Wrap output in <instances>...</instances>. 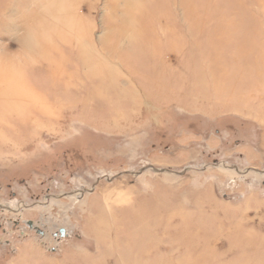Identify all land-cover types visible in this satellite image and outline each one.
<instances>
[{
	"label": "rangeland",
	"instance_id": "rangeland-1",
	"mask_svg": "<svg viewBox=\"0 0 264 264\" xmlns=\"http://www.w3.org/2000/svg\"><path fill=\"white\" fill-rule=\"evenodd\" d=\"M0 264H264V0H0Z\"/></svg>",
	"mask_w": 264,
	"mask_h": 264
},
{
	"label": "water",
	"instance_id": "water-1",
	"mask_svg": "<svg viewBox=\"0 0 264 264\" xmlns=\"http://www.w3.org/2000/svg\"><path fill=\"white\" fill-rule=\"evenodd\" d=\"M27 226L29 228H32L33 229V227H34L33 222H28L27 223ZM34 229H35V231H36V233L38 235H40V236H44L45 235V232H43L41 229H39L37 227L34 228ZM58 237L60 239H66V238H68V234H67L66 230L65 229H61L58 234H55V238H58Z\"/></svg>",
	"mask_w": 264,
	"mask_h": 264
},
{
	"label": "bare ground",
	"instance_id": "bare-ground-1",
	"mask_svg": "<svg viewBox=\"0 0 264 264\" xmlns=\"http://www.w3.org/2000/svg\"><path fill=\"white\" fill-rule=\"evenodd\" d=\"M34 228H36V226H35V225H34L33 229H32V228H30V230H35Z\"/></svg>",
	"mask_w": 264,
	"mask_h": 264
}]
</instances>
